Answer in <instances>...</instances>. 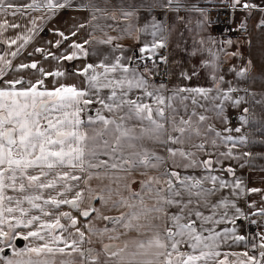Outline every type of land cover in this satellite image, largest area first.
Wrapping results in <instances>:
<instances>
[{
  "label": "snow or ice",
  "instance_id": "snow-or-ice-1",
  "mask_svg": "<svg viewBox=\"0 0 264 264\" xmlns=\"http://www.w3.org/2000/svg\"><path fill=\"white\" fill-rule=\"evenodd\" d=\"M215 4L233 18L243 13L242 36L257 14L264 31V0ZM214 7L0 0V264H264V186L238 175L245 167L264 174L256 165L264 150L253 151L264 149V83L257 87L254 62L221 74L219 51L229 61L241 52L214 51L217 41L201 35L191 55L210 54L200 68H210L211 85L170 86L176 69L182 80L198 76L171 54L192 17L207 27ZM63 14L71 22L35 45L42 26ZM125 38L138 42V54H128ZM250 194L260 199L245 211L238 201ZM240 219L258 231L238 233ZM18 238L28 243L18 248ZM238 242L244 250H223Z\"/></svg>",
  "mask_w": 264,
  "mask_h": 264
},
{
  "label": "crops",
  "instance_id": "crops-1",
  "mask_svg": "<svg viewBox=\"0 0 264 264\" xmlns=\"http://www.w3.org/2000/svg\"><path fill=\"white\" fill-rule=\"evenodd\" d=\"M129 2H132V0H129ZM210 7H220L221 5L215 4V0H207ZM70 15L71 14H63L55 19H53L50 23H45L42 27L44 30L38 32V39L34 42L35 45L44 44L48 40L55 39L52 34L47 31L48 28L52 27H58L62 30L65 28L66 24L70 23ZM198 17H192V32L185 33V39L182 42V47L179 50H175L171 54V62L172 64L176 63H183L185 69H190L192 67H196L198 69V76L194 78L192 81L188 80H182L179 78V71L180 69H176V77L172 78L170 86L174 84H190V85H201V86H210L211 85V79H210V68L209 69H201L200 63L201 60L204 59H210V54L205 51L203 53H200L196 56H192V48L194 41H198L201 35L204 36H210L214 38L217 41V45H213L214 51H219L220 49H226L228 51H234L239 50L242 54V57H236L232 59L231 61L224 59L223 51H219V61L222 64V67L220 68L221 74H225L228 72V69L232 66H236L237 68L242 66V59L247 60L251 59L255 66L258 68V70L263 71L264 73V65L261 63V61H264L262 56H264V31L257 29L255 27L256 23H258V14L257 16H253L248 19V34L247 36H242L241 32L239 30H236L237 25L240 23V21L243 19V13L237 12L235 14V17L231 18V22L229 25L225 26H219L211 19V23L205 27L204 25L197 24ZM213 21V22H212ZM150 38V37H149ZM233 40L237 41L239 40V44L234 45H225L223 42L226 40ZM248 39L251 40V44H249L247 41ZM123 43L125 44L126 48H131V51H129V55H131L133 52H136L138 54L137 48L135 45L138 43L134 40L125 38L123 40ZM186 46V47H184ZM198 46V45H197ZM173 49H175V44L172 45ZM161 54H169L167 50H164ZM261 58V59H260ZM76 64H79L80 61L75 62ZM73 63L69 62L66 67L69 71L73 68ZM259 74L258 72H255V79L260 83V80L264 79V74ZM233 78V74H227L226 79ZM168 79V78H167ZM166 79V80H167ZM71 82V81H69ZM264 83V82H262ZM261 173L258 172H251V184L255 187H262L264 185L261 184L260 178ZM139 185H134V188L138 189ZM249 199L246 200V206L249 201L252 200H259L260 197L258 194H250ZM240 205L242 204L241 201H239ZM247 210V209H246ZM115 214V213H111ZM253 219H259L258 217H253ZM247 220L240 219L238 220V224L240 227L237 228V232L240 234H246L247 235ZM224 227H233V225L229 226L227 223H224ZM251 236L254 235L258 228L254 225L252 229ZM249 236V237H251ZM22 239V238H21ZM28 242L22 239V245H20L18 248L24 247L25 244ZM245 244L244 242H238L236 244H233L231 248H228L227 246L224 247L223 250L225 251H242L244 250ZM10 255V253L8 254Z\"/></svg>",
  "mask_w": 264,
  "mask_h": 264
},
{
  "label": "rangeland",
  "instance_id": "rangeland-1",
  "mask_svg": "<svg viewBox=\"0 0 264 264\" xmlns=\"http://www.w3.org/2000/svg\"><path fill=\"white\" fill-rule=\"evenodd\" d=\"M228 10V13H227V17H226V20H225V22L222 24V25H219V26H225V25H229V23L232 21L231 20V18H232V12H231V10H229V9H227ZM213 22V21H212ZM261 58H263L264 59V56H262ZM260 58V59H261ZM261 63L264 65V61H261ZM256 72H258L259 74H261L263 71H260V70H258V68L256 67ZM233 78H230V79H228V80H232ZM262 82H264V79L263 80H260V83H262ZM259 83V84H260ZM259 84H258V87H259ZM239 115V113L236 111V110H231L230 111V116H231V119H232V124H233V126H238V124H239V121L237 120V116ZM218 127H219V125H218ZM261 150H264V149H260V148H254L253 149V151H261ZM256 165H257V167H259V166H261V165H264V161H257L256 162ZM238 175H241L242 177H244L247 181H248V186L249 187H253V185L251 184V172L249 171V169L247 168V167H245L243 170H238ZM249 197V196H248ZM247 199H249V198H247ZM247 199H241V200H239V201H241V205H240V203H239V206L241 207V209H243V210H245L246 211V209H247V206H246V200ZM238 201V202H239ZM248 221V220H247ZM229 226H231V224L230 223H227ZM247 224H248V222H247ZM218 227H221V228H223L224 227V224H222V225H220V226H218ZM247 228H248V226H247ZM252 229H249V231L247 230V235H249V236H251V233H252ZM20 245H22V243L21 244H16V246L17 247H19ZM10 253V251L9 250H7L4 254L5 255H8Z\"/></svg>",
  "mask_w": 264,
  "mask_h": 264
},
{
  "label": "built area",
  "instance_id": "built-area-1",
  "mask_svg": "<svg viewBox=\"0 0 264 264\" xmlns=\"http://www.w3.org/2000/svg\"><path fill=\"white\" fill-rule=\"evenodd\" d=\"M228 10L223 6L214 7L210 12L211 19L216 22L217 25H222L227 17ZM224 21V22H223ZM163 67V66H162ZM167 79V77H165ZM160 77H157V82H159Z\"/></svg>",
  "mask_w": 264,
  "mask_h": 264
},
{
  "label": "trees",
  "instance_id": "trees-1",
  "mask_svg": "<svg viewBox=\"0 0 264 264\" xmlns=\"http://www.w3.org/2000/svg\"><path fill=\"white\" fill-rule=\"evenodd\" d=\"M250 219H253V217H250ZM247 226H248V231H249V229H253V227H254V225H251L249 222H248Z\"/></svg>",
  "mask_w": 264,
  "mask_h": 264
},
{
  "label": "water",
  "instance_id": "water-1",
  "mask_svg": "<svg viewBox=\"0 0 264 264\" xmlns=\"http://www.w3.org/2000/svg\"><path fill=\"white\" fill-rule=\"evenodd\" d=\"M21 243H22V239L18 238L17 241H16V244H21Z\"/></svg>",
  "mask_w": 264,
  "mask_h": 264
},
{
  "label": "flooded vegetation",
  "instance_id": "flooded-vegetation-1",
  "mask_svg": "<svg viewBox=\"0 0 264 264\" xmlns=\"http://www.w3.org/2000/svg\"><path fill=\"white\" fill-rule=\"evenodd\" d=\"M7 251V250H6Z\"/></svg>",
  "mask_w": 264,
  "mask_h": 264
}]
</instances>
